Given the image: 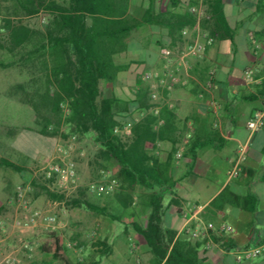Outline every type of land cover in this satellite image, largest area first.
<instances>
[{
    "label": "crops",
    "instance_id": "1",
    "mask_svg": "<svg viewBox=\"0 0 264 264\" xmlns=\"http://www.w3.org/2000/svg\"><path fill=\"white\" fill-rule=\"evenodd\" d=\"M190 2L179 0L176 9H187ZM167 3L156 0L157 11ZM145 5V0H129L128 13L140 17ZM223 10L233 29L232 37L214 40L198 57L181 59L178 55L197 37L193 27L176 44H171L168 28L162 25H143L126 33V49L116 55L119 69L108 85L115 95L126 99L139 81L138 71H177L179 81L171 86L162 81L157 87L158 98L150 99L149 108L136 113L137 117L159 116L158 125L164 126L159 138L145 143L166 181L162 187V227L170 230L175 240L188 238L182 231L187 222L225 221L233 231L198 240L188 238L196 246L201 264H264V250L247 260L236 259L238 248L264 243V121L253 134L247 127L248 119L264 103V3L228 0ZM251 36L260 42L259 48L253 45ZM162 47L174 52L169 63L162 58ZM211 69L214 85L207 91L204 81ZM209 98L217 102L218 110L211 109ZM32 122L37 124L36 114ZM4 125L0 124V157L24 169L16 172L0 167V218L14 192L13 172L21 173L30 166L18 159L26 162L28 157L30 163L51 150V140L36 133V147L26 154L13 145L15 135ZM245 142L248 145L240 171L229 177L227 171L238 156V146ZM130 193L131 205L123 208L113 204L108 215L94 218L96 237L91 245L82 243L72 249L65 243L67 264H154L145 239L133 227V223H146V199L151 190L135 186ZM0 235L1 251L18 241L17 235L8 230ZM36 236L31 234L29 240H36ZM37 246L32 248L27 264H64L52 259L51 246L49 250Z\"/></svg>",
    "mask_w": 264,
    "mask_h": 264
},
{
    "label": "trees",
    "instance_id": "2",
    "mask_svg": "<svg viewBox=\"0 0 264 264\" xmlns=\"http://www.w3.org/2000/svg\"><path fill=\"white\" fill-rule=\"evenodd\" d=\"M145 1L143 13L136 17L128 13L129 0H11L23 15L43 10L48 20L38 30L22 20L2 18L6 38L0 47L13 59L0 60V67L17 63L31 66L33 61L37 62L44 72V82L41 88L26 93L24 101L37 116L38 133L53 136L64 125L73 133L92 134L97 149L90 163L97 164L101 171L111 164L112 177L118 181V187L111 194L113 204L123 208L131 205L130 192L135 186L151 190L146 199L149 208L146 223H133V227L145 239L154 264L162 261L201 264L196 246L188 238L173 240L171 231L162 227V187L166 181L145 143L159 138L164 126L158 125L159 116H136L150 106L149 84L139 79L134 92L124 99L114 93L101 96L99 83H109L115 78L119 69L115 57L126 49V33L143 25H162L168 28L171 44H176L182 40V30L197 22L190 6L199 2L207 15L199 19L200 27L215 40L232 37L233 29L223 10L228 0H191L184 10L176 9L179 0H168L158 11L156 0ZM258 2L264 3V0ZM126 124L130 125L129 133L123 132ZM0 167L16 172L24 169L5 157H0ZM36 184L50 200L108 215L105 204L88 200L85 185L67 197L33 178L32 185ZM47 240L52 259L67 264L69 256L63 235L52 230L47 233Z\"/></svg>",
    "mask_w": 264,
    "mask_h": 264
},
{
    "label": "rangeland",
    "instance_id": "3",
    "mask_svg": "<svg viewBox=\"0 0 264 264\" xmlns=\"http://www.w3.org/2000/svg\"><path fill=\"white\" fill-rule=\"evenodd\" d=\"M59 2H66L67 0H58ZM140 12V7L137 13ZM9 17L12 20H22L33 29H43L47 23L48 16L40 10L34 15H23L18 6L13 4L11 0H0V42L4 43L6 38V31L2 28V18ZM30 47V46H28ZM13 57L4 48L0 47V60L7 62L12 60ZM31 66H21L19 63L2 68L0 67V124L4 125V129L10 130L15 135L13 145L26 152V154L34 151L36 147V133H38L39 125L33 123L35 113L33 109L24 101L26 93L30 94L34 89L41 88L44 82V72L39 69L36 61L30 63ZM143 71H138L136 74V81L140 79ZM100 94L101 96L110 95L115 91L110 89L108 83L100 81ZM114 91V92H113ZM41 135V134H40ZM43 136V135H41ZM72 140L73 157L76 162L79 184L85 185L91 181L99 180L102 178V171L98 169L97 164H91L90 160L93 158L97 149V144L94 142L91 134H77L73 133L71 129L62 126L60 131L53 136H46L51 140L50 153L42 158H36L29 163L28 157L26 162L18 159V162L23 164H30L26 170L21 173L13 172L15 176L12 183V189L18 183H27L34 175L37 167L45 162L54 150L57 142H65ZM39 140V139H38ZM37 140V141H38ZM111 164L108 165V170L111 172ZM4 170H10L5 169ZM75 191L67 192L66 196L70 197ZM12 194H10L11 196ZM9 196V197H10ZM86 197L91 202L97 204H105L110 210L113 205L112 195L98 197L86 192ZM29 206L39 207L43 210H48L55 215V229L63 235L65 243L68 248L78 249L80 245H91L94 242L96 234H94V218L98 214L90 211L84 207H69L64 202L50 200L41 190L39 184L33 185V189L29 194ZM15 213V206H7L6 212L3 216H11ZM122 227L123 225L120 224ZM11 232V231H9ZM48 230L36 228V241L39 243L37 247L50 249L47 240ZM13 233V232H12ZM11 234V233H10ZM16 235L15 233H13ZM16 240V239H15ZM11 245L7 246L8 248ZM38 249V248H37Z\"/></svg>",
    "mask_w": 264,
    "mask_h": 264
},
{
    "label": "built area",
    "instance_id": "4",
    "mask_svg": "<svg viewBox=\"0 0 264 264\" xmlns=\"http://www.w3.org/2000/svg\"><path fill=\"white\" fill-rule=\"evenodd\" d=\"M190 11L196 15L197 22L193 29L197 31V37L187 43L185 48L178 53L181 59L188 56H201L206 47L211 45L215 40L205 28L200 27L199 19L207 16L205 7L201 2L197 5L190 6ZM189 28H184L182 34H185ZM252 43L256 48L260 47V42L251 36ZM162 58L166 63H169L171 57L174 55L172 48H161ZM249 75V71L246 72ZM142 82H147L150 87V97L152 100L158 98L157 87L161 86L162 81H168L171 86L179 81L177 71L169 68H162L155 71H144L140 75ZM214 85V70L208 72L207 78L204 81V87L210 91ZM212 110H218L219 105L213 98L207 101ZM264 121V103L261 109L256 110L247 121V127L251 134H253ZM123 132H130V125L126 124L123 127ZM72 139L65 142H57L54 150L49 158L41 163L34 171V175L27 183H18L14 187L13 194L8 198V206H15V213L11 216H3L0 218V232L6 230L15 233L18 241L12 244L6 251L0 250V264H27L31 256L32 248L36 247L38 242L36 240H29L31 234L35 232L36 228L52 231L55 229V215L48 210H43L39 207L29 206V194L33 189L32 179L37 178L43 184L49 186L52 190L63 192L76 191L79 184L78 170L76 162L73 157L74 147L72 146ZM248 142L242 143L238 146V156L235 159L231 168L228 169L227 175L229 177L237 176L240 171L241 161L246 151ZM180 153V149L176 150V154ZM86 192L96 195L98 197L111 195L118 187V181L112 177L110 171L102 170V178L91 181L85 184ZM183 233L190 239L198 240L209 238L212 234L231 232L233 227L231 224L222 221L218 224L211 221L197 220L195 223L187 222L182 229ZM3 237L0 235V246ZM264 250V243L257 244L253 247L238 248L236 251V259L238 261L250 259Z\"/></svg>",
    "mask_w": 264,
    "mask_h": 264
}]
</instances>
